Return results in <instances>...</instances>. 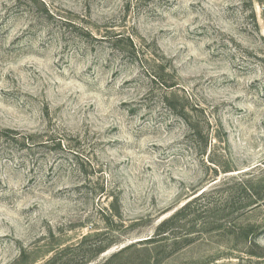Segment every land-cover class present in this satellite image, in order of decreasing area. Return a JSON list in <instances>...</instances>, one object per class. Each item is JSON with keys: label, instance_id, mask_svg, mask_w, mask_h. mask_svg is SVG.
I'll use <instances>...</instances> for the list:
<instances>
[{"label": "rangeland", "instance_id": "374dc122", "mask_svg": "<svg viewBox=\"0 0 264 264\" xmlns=\"http://www.w3.org/2000/svg\"><path fill=\"white\" fill-rule=\"evenodd\" d=\"M1 130L0 264H264V0H0Z\"/></svg>", "mask_w": 264, "mask_h": 264}, {"label": "trees", "instance_id": "16d2710c", "mask_svg": "<svg viewBox=\"0 0 264 264\" xmlns=\"http://www.w3.org/2000/svg\"><path fill=\"white\" fill-rule=\"evenodd\" d=\"M0 133H3L5 135H8V134L17 135L16 133H14L11 130H1ZM59 146L61 147V145H59ZM60 149H62V148H60ZM195 202L187 204L185 207H183L180 211H178L176 214L171 216L169 219L163 221L157 229L155 239L145 241L143 244L159 243V242H163L164 240H167V236H169V232L171 231L172 227H175L176 225H178L179 222H181V221L183 222L184 220H186L188 218V211L191 210V208ZM186 241L188 244V240H186ZM178 244L179 243H175V245H178ZM112 245L113 244H110L109 246H107L105 248H101V249L96 248L95 249L96 257L99 256L100 254L104 253L106 250H108ZM140 245H142V243Z\"/></svg>", "mask_w": 264, "mask_h": 264}]
</instances>
